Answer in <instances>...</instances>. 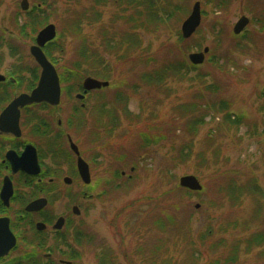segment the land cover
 I'll return each instance as SVG.
<instances>
[{
	"label": "rangeland",
	"instance_id": "374dc122",
	"mask_svg": "<svg viewBox=\"0 0 264 264\" xmlns=\"http://www.w3.org/2000/svg\"><path fill=\"white\" fill-rule=\"evenodd\" d=\"M21 1L18 0L19 26L26 20L19 7ZM35 1L39 0H27L30 6ZM184 1L185 14H179V21L178 16H174L171 21L162 18L161 22H154L148 18L143 5L131 7L132 4L121 3L120 0H43L42 11L27 19L33 29L28 30L31 36L35 37L37 31L48 24L54 25L56 37L60 33L62 35L54 46L62 48V52L50 53L52 58L59 60L58 73L61 74V105L57 112L53 111L54 125L61 119V128L78 145L84 161L90 163L94 189L89 193H98L93 200L82 202L79 216H72L71 211L68 212L71 233L74 232L70 239H75L76 232L82 236L79 239L82 240L83 264H96L97 256L106 262L107 258L99 256L102 252L109 253L110 264H143L142 256L149 253L153 256L160 251L158 264H187L186 250L190 246L199 257L194 263L189 260L190 264H217L214 261L218 259L223 263L219 253L230 249L222 246L211 249L210 245L221 238L231 243L234 240L238 242V238L246 239L256 232H264V219L249 222L255 201L247 190L234 204L224 192L230 180H234L237 187L252 186L259 192L255 199L263 206L264 215V0H214V3L208 4L206 0ZM196 2L201 8L200 25L184 46L179 45L181 24ZM216 2H222L220 8L215 7ZM14 6L15 0L2 2L0 23L4 22L2 17L5 11L11 13ZM202 10H205V15ZM74 16L79 19L75 29L69 28ZM242 16L248 19L242 31L246 34L233 40L232 29ZM133 18L137 19V24L128 21ZM109 38L117 41L124 39V43L118 50H109L112 46ZM18 42L21 43L18 46L25 51L23 64L36 67L28 52V46L33 41L23 34ZM126 44L130 45L128 54L125 60L119 61L118 56L128 49ZM82 46L89 53L96 54L100 61L91 65L83 63L79 55ZM183 48L186 52H183ZM205 48L208 49L205 60L195 71L170 73L161 84L150 87L141 84L138 79V75L146 70L162 69L181 60V54L187 58L190 53L203 52ZM214 53L215 60L224 58L219 61V66L214 65L215 62H207L208 56ZM9 61L13 62V59L4 60L7 62L4 67ZM19 62L21 64L22 60ZM75 62L80 72L82 68L91 67L110 72L112 85L102 88L101 95L104 97L115 93L116 82L120 80L137 83L139 87L129 90L126 107L137 117L133 121L126 120L122 111L119 126L110 136H107L104 127L93 135L92 109L97 108L94 99L96 93L85 102L81 116L72 118L75 124L70 127L66 120V102L67 98L79 92L78 89L74 92L71 86L80 82L81 76L76 72L77 75L67 84L61 79L62 76L67 77V74H63L66 68L62 70V67H70ZM23 75L29 76L24 71ZM192 103L202 106L207 103L205 110L197 114L206 113V116L202 123L195 121V116L189 131L187 117L190 119L193 115L189 117L182 109ZM226 110L233 115L242 114V123L226 121ZM140 132L156 140L150 144L147 152L143 151L147 156L137 160V134ZM53 137L61 139L59 135ZM66 148L68 150L67 143ZM214 148H217L220 158L216 163L212 160ZM52 149H57L59 157L63 156L66 166L72 163L69 150L63 151L58 146ZM190 149V156H184ZM202 151H205V157L198 155ZM134 164L137 166L135 170L131 167ZM115 170H119L121 177L112 176ZM186 175L198 179L202 193L185 196L184 201L178 200L176 185L179 186V179ZM113 178L114 189L109 183ZM220 187L224 191H218ZM166 191L170 193L167 196L162 194ZM66 194L67 199L70 196L68 192ZM160 194L164 195L163 200L159 198ZM66 199L54 202L52 210L63 213L67 208ZM174 202L177 207L173 205ZM183 202L187 203L186 208ZM157 217L163 219L161 228L154 225ZM139 219L146 222L141 229L144 238L140 241L137 232L132 230ZM184 220L186 223L181 229ZM208 228L212 229L210 237L206 236ZM185 233L192 240L202 236L205 245L200 246L197 242L190 245L183 236ZM143 243L146 251L138 249ZM102 246L106 249H102ZM155 246L159 247L157 252H147ZM244 246L245 243H242L240 249H244ZM262 252L264 243L252 247L247 253L241 252L239 261L233 264H264V258L260 255ZM151 263L150 259L144 264Z\"/></svg>",
	"mask_w": 264,
	"mask_h": 264
},
{
	"label": "flooded vegetation",
	"instance_id": "af4514ba",
	"mask_svg": "<svg viewBox=\"0 0 264 264\" xmlns=\"http://www.w3.org/2000/svg\"><path fill=\"white\" fill-rule=\"evenodd\" d=\"M3 1L0 0V5ZM21 2L19 7L23 11L25 22L22 21L21 25H18V0H15L14 9L11 13L5 11L2 17L4 22L0 23V264H83L82 240L79 239L80 234L77 235L79 232H76L75 239L69 237L74 236V232L72 230L71 233V218L68 212L71 211L72 216H79L82 202L93 200L98 193H92L94 188L91 185V177L90 182L85 183L79 174L77 155L71 149L70 140L77 147L78 145L70 134L61 128V119L54 125L52 114L53 111H58L61 96L57 105L47 102L26 104L17 107L18 115L11 110L3 116L4 111L19 95L31 93L41 74V67L30 52L41 29L35 37L31 36L28 30L33 29L27 21L39 10L33 8L34 2L30 6L27 0V8L23 9ZM37 7L42 10L40 3ZM23 34L33 41L28 46V52L38 72L35 65L30 67L23 64L25 51L18 46L21 45L18 40ZM42 51L55 67L60 81L61 74L58 73L57 65L59 60L52 58L50 53L62 52V48L47 43L42 47ZM6 59H13V62L9 61L4 67ZM19 60H22L21 64H18ZM65 68L67 66H63L62 70ZM23 71L29 76L25 77ZM83 80L76 84L79 92L74 97L67 98L66 120H72L82 114L88 95L91 91H96H87L84 96L79 97L83 93ZM55 135L61 136V139L54 138ZM66 143L72 158V163L68 166L63 156L59 157L57 149H52L58 146L68 152ZM30 148L36 153L40 168L38 174L18 168L20 165L32 164L31 159L26 163H20L18 160ZM79 154L81 156L80 150ZM86 163L90 169V163ZM91 189L92 192L89 193ZM67 192L70 197L66 199ZM61 198L68 200V203L63 213L58 214L52 207L53 203ZM103 260L97 256L95 263L108 264Z\"/></svg>",
	"mask_w": 264,
	"mask_h": 264
},
{
	"label": "trees",
	"instance_id": "16d2710c",
	"mask_svg": "<svg viewBox=\"0 0 264 264\" xmlns=\"http://www.w3.org/2000/svg\"><path fill=\"white\" fill-rule=\"evenodd\" d=\"M95 1H99V0H95ZM120 1H121V3L132 4L131 7H134L135 5H136V7L139 6V5H143L145 11L147 12L146 14H147L148 18L149 19L152 18L151 20L152 21L155 20L154 22H159V21L161 22L162 18H165L166 20L171 21L174 18V16H178V20L177 21H179L181 19V16L179 14H182V13L185 14L184 10L186 8L185 7L186 2L184 0H175V3H173L174 0H120ZM41 2H43V0L35 1L34 4H33V8H35L36 10L42 11L41 7L40 8L37 7V4H39V3L42 6ZM206 2L208 4V3H214L215 1L214 0H206ZM221 3L222 2H220V3L216 2L215 7L220 8L221 5H222ZM159 13H161V14L159 15ZM202 14L203 15L206 14L205 10H202ZM128 21L132 22V24H137V19H135V18L128 19ZM78 22H79V19L78 18L75 19V16H74L72 18V21H71L70 25H69V28L75 29L77 27ZM258 22H260V21H258ZM69 33H71L70 30H69ZM110 34H112V33H110ZM245 34H246V32L244 31L239 36H235L234 35L233 40H238V37L242 38V36H244ZM114 35H116V33H114ZM61 36L62 35L60 33V35H58L57 39L55 41L51 42L50 45H54V46L57 45ZM188 39H184L180 35L178 44L184 46L183 44ZM108 41H109V44L112 45L111 47L108 48L109 50H118L119 47L124 43V39L117 41V40H115L113 38H109ZM125 47L128 48V49H125V53H123L121 55L119 54L120 55V56H118V60L119 61L120 60H125L124 58L128 54V51L130 49L129 48L130 45L126 44ZM184 51H185V49L183 48V52ZM116 54H117V52H116ZM79 55L83 59V63H89L91 65V64H94V62L98 63L100 61L98 56L96 54H94L93 52L89 53V50L85 46L81 47ZM215 57H216L215 53L209 55L207 62H215L214 65H216V66L218 65L219 66V61L221 59H224V58L218 57L217 60H215L214 59ZM77 62H75L73 64L71 63L72 64L70 66L71 68L67 67L64 70L63 74H65V75L67 74L68 78L65 77V76L64 77L62 76V79H61L62 82L67 84L68 82H70L71 76L74 77L75 74L77 75V73H79L80 76H81V77H79L80 81H81L82 77L93 76V77H97L99 79H102L104 81H109V86L106 87V88H109L112 85V83H110L111 74H110V72L107 69L105 71H102V70L99 69V67H96L97 70L94 69L93 67H91V68H88V69L82 68L81 69L82 71L80 72L78 70L79 67L77 65L78 64ZM199 67H200L199 65H193L192 63H190L188 58H185L181 54V60H177L176 63L173 62V63H171V64H169L167 66H164L162 69H151L149 71L146 70V71L140 73V75H138V79L141 80V84H144L147 87L155 86V85L157 86L158 84H161L168 76H170V73H179L182 70H185L186 72H188L190 70L195 71ZM70 69H72V70H70ZM135 81L137 82V80H135ZM129 82L130 81H128V80L127 81L120 80L119 82H116L117 83V85L115 87L116 91L110 97H104L103 95H101V91L103 89H105V88L90 92V94L87 97L89 99L92 98L93 94L97 93V96L100 94V96H98V97L96 96L94 98V99H96L97 108L95 107L94 109H92L93 125L91 126V129H92L93 135H95V133L97 134V130L98 129H100L101 127H104L106 129V132L108 133L107 136H110L111 132L116 127L119 126V119H120V115L119 114L122 111H124V117H125L126 120L133 121L134 120L133 118L137 117L136 115L130 113L127 110L126 107H127V103H128V99H129V96H128L129 95V90H131L132 88L135 89L137 86L139 87V85H137V83H135V82L134 83H129ZM71 87H72L71 89L74 90V92H76L77 89H78L77 85H74V84ZM79 90L80 89H78V91ZM127 91H128V94H126ZM206 105H207V103H206ZM206 105L202 106V105H197L196 103H192L191 105L190 104H186L185 107H184V105L180 106V107H184L182 109L183 113L189 115V117L193 115V117H191L190 119L187 117V119H188V124L187 125H189V131L191 130V124H192L191 122L193 121L195 116H196L195 117V121L201 122V123L203 122V118L206 116L205 115L206 113L204 115H197V114H201V111L203 109L205 110ZM175 108L177 110L178 106L175 107ZM105 116H107L109 118V120H107ZM224 119L226 121L231 122L232 124H239L240 125V123H242V121L244 119V116L242 114L233 115L232 112H230L229 110H226V114L224 116ZM67 122H68V124H70V127H71V125L75 124L70 119H67ZM92 133H91V135H92ZM137 139H138L137 145L139 146L137 151L139 153L136 154V155H137V160H138L141 157H146L147 156V153H144V152H147L146 150L148 149L150 144L155 142L156 138L151 137L149 134H147L145 132H140V133L137 134ZM216 149L217 148H214L212 150V154H213L212 155L213 156L212 160L215 163L220 159L219 156H218V151ZM181 152H182V150H180L179 153L181 154ZM190 153H191V149L189 150V152L187 154H184V156L188 157V156H190ZM198 155L200 157H205V151H202ZM177 159H178V157H177ZM185 160L186 159H184L183 161H185ZM135 164H137V163H135ZM135 164L131 165V167H133L134 170L137 167ZM113 173L114 174L112 176H114L115 178L121 177V174H120L119 170H115ZM109 183L111 185V188L114 189V187L112 185L115 183V179L113 178V180H111ZM227 184H228L229 187L226 189V191H224L222 189V187H220L218 189V191H224L226 194H228V195H225V196L227 198H229L231 200V202L234 204L240 199V196L243 194V192H245L247 190V192L249 193V196L250 197L252 196V199L255 201V205H254V208H253V214H252L251 218L249 219V222H253V221H260L261 222V220L264 219V215L262 214L263 213L262 212L263 206L260 204L259 201H256V199H255L257 193H259V192H257L250 185H247V186L238 185V187H237L236 186V182L234 180H230ZM176 188H177V191H178V194H177L178 200L183 199V201H184V197L185 196H191V195H194V194L198 195V193H202V192L190 191V190L182 188V187H180L178 185H176ZM162 194L167 196L170 193L168 191H166L165 193H162ZM162 194L159 195V198L163 200L164 195H162ZM175 202H178V201H175ZM183 203H184V206L186 208L187 203L186 202H183ZM173 205L175 207H177V203H175ZM185 223H186L185 220L183 221V223H181V229L184 227ZM154 225L156 227L161 228V225H163V219H161L160 217H157V219L154 221ZM144 226H146L145 220L144 219H139V220H137L136 224L134 225V229L132 228V230L134 232H137L139 241L142 240V237L144 236L143 233L141 232V229ZM211 233H212V229L208 228V230L206 232V236L208 235L207 237H210L209 235ZM88 235H86V236H88ZM183 236L188 240V243L190 245H192L193 242L194 243L195 242L199 243L198 245H200V246H204L205 245L204 238L202 236L196 237L195 240H192L188 236L187 233H185ZM79 237L82 238L81 234H80ZM83 237H84V235H83ZM242 243H245V246H244V249L241 250L240 247H241ZM263 243H264V232L263 231H259V232H256V233L250 235L249 238H246V239L245 238H243V239H241V238L239 239L238 238V242H236L234 240L231 243H228L223 238H221L219 241L215 242V244L210 245L209 248L214 249L215 247H218V246L229 248L230 250H227V252L222 251V252L219 253V257L223 260V263H220V261L218 262L219 259L214 261V262L217 263V264H233L236 261H239V258H240L239 255H240L241 252L247 253V252L250 251V249L252 247L261 246ZM152 248L153 247H151L147 252H149V251L152 252L153 251V254H154L155 251L157 252V248L159 249L158 246H155L154 247L155 249L154 248L152 249ZM102 249H106V247L102 246ZM138 249H141V250L144 249L146 251L145 243H143V245H141ZM197 250H198V248H197ZM186 251H187V259H186L187 260V264L189 263V260H190V263L191 262L194 263L199 258L196 255L198 253L197 252H196V254L194 253L195 251H194V248L192 246H190L189 249L186 250ZM99 254H100L99 256H104L105 258H107L106 262L108 264H110L109 263L110 262L109 253L102 252V253H99ZM160 255H161V251L157 252L153 256H151V254L149 253V255H147L148 257L146 255L142 256V261L141 262H143V264H144V263L147 262V260L151 259L152 262H153L151 264H158L159 263L158 261L160 259ZM260 255H261L262 258H264V252L260 253ZM186 260H184V261H186Z\"/></svg>",
	"mask_w": 264,
	"mask_h": 264
},
{
	"label": "water",
	"instance_id": "95a60500",
	"mask_svg": "<svg viewBox=\"0 0 264 264\" xmlns=\"http://www.w3.org/2000/svg\"><path fill=\"white\" fill-rule=\"evenodd\" d=\"M23 9L27 8L26 0L21 2ZM201 22V8L199 2L194 3L190 15L182 22L181 24V35L184 39L191 37L194 31L198 28ZM248 24V19L244 16L240 17L237 23L233 27V32L239 34L244 27ZM54 25L48 24L42 28L36 36V44L32 45L30 52L34 57L35 61L41 67V74L38 80L37 86L31 91L30 94H21L19 95L14 102L6 109L3 113V116L9 113L11 110L18 115L17 107L24 106L31 103H40L47 102L51 105H57L60 102V83L59 77L57 75L55 67L52 63L46 58L45 54L42 51V47L50 40L55 37ZM208 49L205 48L203 52H193L188 55V59L193 64H201L205 59V53ZM108 86L107 81H100L92 77H86L83 81L84 93L88 90L100 89L102 87ZM79 97H82L80 95ZM71 149L77 155V168L82 180L85 183L90 182V173L88 164L81 158L79 154L78 147L73 144L70 140ZM30 155V158H29ZM32 160L31 165H20L18 168H21L29 173L38 174L40 171L39 165L37 163V157L35 150L30 148L28 151L21 157L18 158L20 163H26L27 160ZM179 186L189 189L191 191H200L202 186L198 179L193 175L182 176L179 179ZM43 201V200H42ZM32 206V205H31ZM30 206V207H31ZM198 207V205H196Z\"/></svg>",
	"mask_w": 264,
	"mask_h": 264
}]
</instances>
